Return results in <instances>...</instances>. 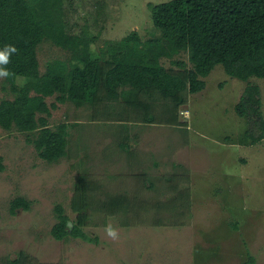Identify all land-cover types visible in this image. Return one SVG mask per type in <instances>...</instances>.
I'll return each instance as SVG.
<instances>
[{
	"label": "rangeland",
	"instance_id": "374dc122",
	"mask_svg": "<svg viewBox=\"0 0 264 264\" xmlns=\"http://www.w3.org/2000/svg\"><path fill=\"white\" fill-rule=\"evenodd\" d=\"M160 1L62 0L60 7L66 31L108 57L133 30L142 40L161 34L149 10ZM36 48L41 72L81 53L50 39ZM160 59L177 70L178 61L192 65L188 50ZM203 78L184 102L158 92H142L134 104L47 96L49 106L56 102L50 126L67 121L69 131L67 153L54 162L28 138L35 131L0 125V264H241L250 256L264 264V137L247 136L263 130L264 77L244 80L219 63ZM14 96L0 79V100ZM85 190L80 226L89 238H56V206L79 223L85 213L73 204ZM22 197L27 206L12 208ZM108 224L118 240L106 235Z\"/></svg>",
	"mask_w": 264,
	"mask_h": 264
},
{
	"label": "trees",
	"instance_id": "16d2710c",
	"mask_svg": "<svg viewBox=\"0 0 264 264\" xmlns=\"http://www.w3.org/2000/svg\"><path fill=\"white\" fill-rule=\"evenodd\" d=\"M61 4L62 0H0V49L12 44L18 50L7 65L12 75L5 78L15 96L0 100V125L35 131L36 135L28 138L49 162L67 153L69 134L67 121L54 128L49 123L50 106L56 102L49 106L46 97L56 92L62 101L70 98L79 103L123 98L134 104L142 92H158L160 96L184 102L186 91L201 90L206 85L203 76L219 63L226 72L244 80L252 75L264 77V0L152 3L149 10L161 34L142 40L139 32L133 30L110 47L108 57L92 54L83 41L85 35L66 31ZM42 39L81 53L71 63L56 59L41 72L36 47ZM185 50L189 52L191 66L186 60L178 61L182 69L177 70L161 62L163 55L172 56ZM18 77H23L24 82L19 84ZM242 104L243 98L237 105L240 113H244ZM262 127L258 134L247 132L252 142L264 137V120ZM154 185L155 181H149V188ZM83 196L82 201L75 200L73 204L79 212L80 208L86 211L88 207L86 190ZM27 204L25 198H17L12 208ZM56 209L59 220L52 228L56 238L68 234L89 238L80 226L86 221L85 211L84 216L79 214V223H71L60 205ZM12 262L19 264L20 260ZM241 264H255L254 258L250 256Z\"/></svg>",
	"mask_w": 264,
	"mask_h": 264
},
{
	"label": "clouds",
	"instance_id": "9594fccd",
	"mask_svg": "<svg viewBox=\"0 0 264 264\" xmlns=\"http://www.w3.org/2000/svg\"><path fill=\"white\" fill-rule=\"evenodd\" d=\"M17 51L16 46L12 44H6L3 49H0V79L8 78L12 75L7 65L10 63L11 56L17 53ZM105 232L110 239L114 241L119 239L118 231L111 224L105 227Z\"/></svg>",
	"mask_w": 264,
	"mask_h": 264
}]
</instances>
